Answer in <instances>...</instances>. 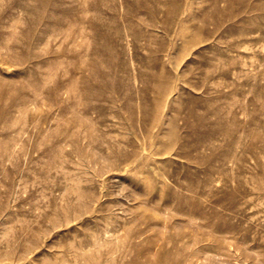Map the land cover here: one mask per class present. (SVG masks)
Wrapping results in <instances>:
<instances>
[{
    "label": "rangeland",
    "instance_id": "374dc122",
    "mask_svg": "<svg viewBox=\"0 0 264 264\" xmlns=\"http://www.w3.org/2000/svg\"><path fill=\"white\" fill-rule=\"evenodd\" d=\"M218 263L264 264V0H0V264Z\"/></svg>",
    "mask_w": 264,
    "mask_h": 264
},
{
    "label": "bare ground",
    "instance_id": "6f19581e",
    "mask_svg": "<svg viewBox=\"0 0 264 264\" xmlns=\"http://www.w3.org/2000/svg\"><path fill=\"white\" fill-rule=\"evenodd\" d=\"M198 252V251H197ZM204 255V254H203ZM170 257H171V255H169ZM208 257V256H207ZM209 258H211V257H209ZM165 259V258H164ZM171 262V261H170ZM210 262V261H209ZM219 264V263H218Z\"/></svg>",
    "mask_w": 264,
    "mask_h": 264
}]
</instances>
